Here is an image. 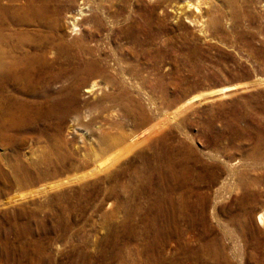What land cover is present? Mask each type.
Returning <instances> with one entry per match:
<instances>
[{
	"label": "rangeland",
	"instance_id": "1",
	"mask_svg": "<svg viewBox=\"0 0 264 264\" xmlns=\"http://www.w3.org/2000/svg\"><path fill=\"white\" fill-rule=\"evenodd\" d=\"M185 1L56 0L61 39L109 79L53 142L0 139V264H264V0ZM180 165L184 207L162 208L145 178Z\"/></svg>",
	"mask_w": 264,
	"mask_h": 264
},
{
	"label": "bare ground",
	"instance_id": "2",
	"mask_svg": "<svg viewBox=\"0 0 264 264\" xmlns=\"http://www.w3.org/2000/svg\"><path fill=\"white\" fill-rule=\"evenodd\" d=\"M201 1L196 0L194 12L199 9ZM183 4V10V6H192L189 0ZM86 8L80 7L77 13L79 16L73 17L74 31L78 30L79 21L87 16ZM57 10L56 0H0V139L16 140L13 137H21L27 140L26 133L39 132L41 126L45 125L47 142H53L57 137L59 116L65 117L76 106L80 86L87 83L89 77L100 75L109 79L106 67L95 57L98 49L86 45L78 52H73L69 42L61 39L58 34ZM61 82L66 83L65 88L59 87ZM104 84V87H116V83L111 80ZM99 87V83L94 81L86 87V92ZM233 88L228 86L219 91ZM108 96L113 101H119V91ZM11 133L13 137H9ZM144 138V133L137 137L138 140ZM34 140L39 142L36 138ZM119 140L118 132L113 136L104 135L100 143L105 145L106 151H115L119 149ZM167 162L172 163L171 159ZM169 170V174L167 171L162 175L148 171L150 174L145 178L146 192L154 195L157 190L163 191L166 195L162 200V208L184 207L182 199L173 196L185 191L188 169L181 166ZM153 174L158 175L156 179ZM240 185L243 187L242 183ZM149 207L151 212L157 206L151 202ZM259 221L264 226L262 214L259 215Z\"/></svg>",
	"mask_w": 264,
	"mask_h": 264
}]
</instances>
